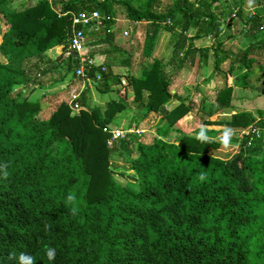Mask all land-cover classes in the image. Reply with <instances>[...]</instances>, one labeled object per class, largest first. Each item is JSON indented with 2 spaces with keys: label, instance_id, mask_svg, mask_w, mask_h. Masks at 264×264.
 Masks as SVG:
<instances>
[{
  "label": "trees",
  "instance_id": "obj_1",
  "mask_svg": "<svg viewBox=\"0 0 264 264\" xmlns=\"http://www.w3.org/2000/svg\"><path fill=\"white\" fill-rule=\"evenodd\" d=\"M219 1L174 0L161 6V0H39L17 9L15 0H0L7 27L0 28V55L8 59L0 63V167L6 165L8 172L7 178L0 172V264H19L22 253L34 264H264V118L240 112L225 122L240 136L239 150L226 160L210 154L219 146L216 141L202 142L176 127L192 110L171 92L185 69L211 67L206 82H214L197 104L203 124L231 104L233 87L221 70L227 60L230 74L243 73L236 87L264 93V40L237 54L225 47L264 31V0H258L260 10L241 31L235 28L236 16L231 24L224 22L225 38L220 32L226 29L221 28L226 13ZM115 5L124 8L129 22L143 21L150 29L142 43L134 29L128 50L114 42ZM81 10L111 17L86 29V37L98 39L93 46L103 47V61L94 57L96 50L89 51L95 60L91 88L103 101L90 104L91 89L84 88L78 91V112L69 95L44 117L43 100L47 97L50 106L59 93L30 99L39 88L32 68L55 63L46 52L61 46L60 66L54 65L61 76L53 85L82 80L75 75L79 62L65 56L70 14ZM161 29L171 36L169 58H151L135 76L136 53L149 57ZM206 36L212 47H196ZM124 64L125 72L112 71ZM49 72L41 69L38 76ZM250 73L255 74L252 85ZM117 85L121 88L115 90ZM109 93L119 98H105ZM175 99L179 104L167 111ZM125 111L133 113L132 121L113 139L104 129L120 130L115 122ZM160 113L167 133L151 129ZM203 129L209 137L228 130ZM173 131L180 135L177 142L166 137ZM70 193L77 201L67 202ZM48 248L55 249L52 260L45 255Z\"/></svg>",
  "mask_w": 264,
  "mask_h": 264
},
{
  "label": "rangeland",
  "instance_id": "obj_2",
  "mask_svg": "<svg viewBox=\"0 0 264 264\" xmlns=\"http://www.w3.org/2000/svg\"><path fill=\"white\" fill-rule=\"evenodd\" d=\"M37 1L39 0H15L14 2V7L17 9H20L24 6L27 5H33L35 4ZM50 1V0H49ZM133 1V0H132ZM174 0H161V6H168L171 5L173 3ZM196 0H190V2H195ZM136 3V2H135ZM230 5V8L234 6V3L232 2V0H229L227 2ZM116 12H115V16L116 18L121 21L118 22L117 25L119 27V31L121 32L123 29H126L128 32L127 36H123L122 33H120V37H119V41L123 47L124 50H126L127 48H129V39L131 37V31L129 30L131 28L130 24L127 22H124L123 18L121 17V15L123 17L125 16V10L124 8H120L117 5L114 6ZM230 11V16L232 14H235V16H237V8H234ZM236 12V13H235ZM234 18V17H233ZM143 22V21H142ZM145 23V22H144ZM141 23L140 24V30L145 28V24ZM0 28H2V31H5L7 29L6 25L4 24V20L2 18V15L0 14ZM139 34L137 35V37H139V40H141L142 43V31H138ZM141 33V34H140ZM264 34V33H261ZM189 35H192V32L189 33ZM225 34L220 35V38H225L224 37ZM158 38L157 44H155V47L153 45V49H152V53H150V56L147 58H141V53L140 50H138V52L136 53L135 59H134V64L136 67L134 69V75L135 76H139L140 72H141V67H146L149 66L151 63V58H159V59H163L164 61H166L165 59L171 54L172 49H170V41H171V36L168 32H166L165 30L161 31V33L156 37V39ZM155 39V40H156ZM264 39V35L260 36V40ZM223 40V39H220ZM258 40V41H260ZM2 41V37L0 35V43ZM258 41H255L254 43H258ZM225 43L227 41H224ZM237 43V45H239L241 47V49L237 48L236 45H234V43ZM234 43L229 42L227 43V45L225 46L227 49H231L232 51H239V50H244L247 47H249L250 43H252V40L247 39V37L241 36L237 39V41H235ZM196 47H212L213 45V40L211 38H207L204 41H198L195 43ZM142 45V44H141ZM208 45V46H207ZM127 47V48H126ZM126 48V49H125ZM143 47L141 46V49ZM102 49V48H101ZM58 53H62L61 48H57ZM48 53V52H47ZM235 53V52H233ZM59 55V54H58ZM58 55H54V57H56V59L58 58ZM46 58L47 55H46ZM45 58V59H46ZM117 61H120V55H116ZM50 59V58H49ZM54 59L53 61H55V63L44 66V64H40L38 68H32L31 71V76L32 75H36L37 77V81L35 82L37 83L36 85L39 86V88H36L33 92V94L31 93L30 95V99L32 100H36L38 98H43L45 93H49V96H54V94H58V96H55L57 98H55L54 103L51 104L50 106L46 105V98L43 100L42 102V106H44L47 109V112L45 111L42 116L47 117V115L52 112L53 109H55V107L59 104V100L61 99V101H68L69 99V95L71 90H74L73 87H71L67 92H65V89L60 88V85H53L56 84L54 81L59 80L60 76H61V69L60 67H55L54 65H58L60 66L59 63H61L59 60ZM8 59L2 55H0V63H4L6 62ZM35 59L30 60V67H34V63H35ZM141 62V63H140ZM140 63V64H139ZM230 64V63H229ZM228 61L223 63L221 70L223 71L224 74H226L230 80V85L234 84V78L232 77H236L234 74H237L239 72V70L234 71L232 74H230L228 72L229 69V65ZM52 65V66H51ZM199 67H201V64L199 66V64L196 67H193L192 69H185L184 71H182L180 73L179 76H177L175 78V81L172 82V91L174 92H178L182 98L185 100V103L188 106L192 107V110L185 115L182 119H180V121L178 123H176V127L179 128L181 130L182 135H188L191 137H197L198 133L196 132V130L198 128H207V129H216V130H221V129H228V131H230L231 136H230V140H229V144L227 147H224L220 142H218L217 138L221 136V134L224 132L222 131L221 133H219L216 136L213 137H209L210 140H214L216 141L219 146L218 148H216V150H212L210 151V154L217 156L221 159H228L231 156H233L238 150H239V134L235 132V130H230L227 126H225V122L229 121L230 117L235 114V113H251L256 120H258L261 116L262 118H264V95H260L258 94L257 91L251 89L248 87V90L245 95V97H242L243 100L240 99L241 102H234V104H231V106H229V108H226L225 110H223V112L218 113L213 115L212 117L209 118V121H211L209 124H203L201 118L199 117V115H197V111H199V107H197V104L200 102L201 98V94L199 93L200 91H203L204 88L211 86V84H213L214 80L211 81L210 83H207L206 79L209 78L210 74H211V67L207 66V65H203L201 69H198ZM43 69H48V71H50L48 74H46L45 76H38V73L40 70ZM170 70V69H169ZM167 69V71H169ZM188 70V71H187ZM112 71L117 72L118 74L125 72V70L123 68L118 69L117 67H112ZM190 75V76H189ZM241 75V74H240ZM255 75V74H254ZM252 73H250L249 78H247V80L249 79V83L252 85V81L255 79ZM75 80V79H74ZM193 81V82H191ZM126 83V82H125ZM51 85H53L52 87H50ZM250 85V86H251ZM47 86H49L50 89H47ZM41 87V88H40ZM184 87V88H183ZM115 90L120 89L121 87L114 86L113 87ZM234 88V87H233ZM81 89V88H80ZM80 89H75L77 92L80 91ZM30 88H28L27 90H25L27 93L29 92ZM91 90L94 92L95 94V89L91 88ZM193 93V94H191ZM96 95V94H95ZM99 97V95H98ZM104 97L106 98H113L115 100H117L119 98V96H117L116 94H107L104 95ZM192 98V99H190ZM95 96L92 97V105H99L101 103L100 99H97L96 96V101H94ZM189 99V100H188ZM70 101V100H69ZM232 103V102H231ZM91 104V103H90ZM179 103L175 102L173 103L171 106H167L165 107V109L167 111L175 108ZM235 108H238L239 110H236ZM76 113V112H75ZM261 113V115H260ZM160 117L158 118V116L156 118H153V126H152V131L153 132H157V130H166L167 129V125L165 122L161 121V113L158 114ZM120 120L119 122H115V126L117 128H120V130H123L126 128L127 123L132 121L133 118V113L131 111H125L122 112L120 115ZM160 119V120H159ZM150 126V125H149ZM145 128H148V126H146ZM167 133V131H165ZM180 135H177V133L170 132L166 137L168 140H173L174 142H177L179 139ZM120 161V160H118ZM116 180L118 181H122L121 179H119L117 176H115Z\"/></svg>",
  "mask_w": 264,
  "mask_h": 264
},
{
  "label": "crops",
  "instance_id": "obj_3",
  "mask_svg": "<svg viewBox=\"0 0 264 264\" xmlns=\"http://www.w3.org/2000/svg\"><path fill=\"white\" fill-rule=\"evenodd\" d=\"M50 1H53V0H50ZM229 0H220L219 2H218V6L220 7V9L221 10H224V13H226L224 16L225 17H223V18H221V20H222V25H221V28L222 27H224V28H226L224 31L225 32H220V35H223V34H225L226 33V31H227V26H226V24H228V22H229V19H230V24L232 23V20H231V17H234V16H230V11L229 10H232V9H234V8H237V10H238V12H237V16H236V19L234 20V25H235V28L236 29H240V30H237V31H241L242 29H243V24L245 23V21L247 20V18L250 16V15H252V14H254V13H256V12H258L259 10H260V7L262 6V4L260 3V7H259V3H258V5H257V2H258V0H251V2H250V0H232V2L234 3V6L233 7H231L230 8V5L227 3ZM174 2V1H173ZM262 9V8H261ZM264 10V9H263ZM125 14V13H124ZM121 17L124 19L123 21L124 22H127V24L129 23L130 24V26H131V28L129 29L131 32V35H132V33H133V31H134V29H135V37H136V39H139V37H137V35L139 34V32L138 31H142V35H144L145 33H148L149 32V30L150 29H146V27H147V25H146V22L144 23V22H129V20L126 18V17H123L122 15H121ZM224 20V21H223ZM118 22H121V21H119L117 18H116V16H115V19H114V28H115V33H116V37H115V39H114V42H115V44L116 45H118V46H120V47H122V45H121V43H120V41H119V37H120V33H122V35H123V32L124 31H127L126 29H123L121 32L118 30L119 29V27H118V25H117V23ZM226 24H225V23ZM141 23H144L145 24V28H143V29H141L140 30V24ZM235 29V30H236ZM161 31H163V29H161V30H159V32H158V34H157V36L161 33ZM120 32V33H119ZM262 33H264V31H261ZM141 34V33H140ZM261 35H264V34H259L257 37H252V38H250V37H247V39H249V40H252L253 42L252 43H250V44H255L254 42L255 41H258V40H260V36ZM124 36V35H123ZM156 36V37H157ZM241 37V36H240ZM207 38H209V37H205V38H203V39H201L200 41H204L205 39H207ZM239 38V37H238ZM237 38V39H238ZM94 39H97L96 37H94L93 35H91V37H89V36H87V48L89 49V51L90 50H96V51H94V52H96V54H94V57H96V60L99 62V61H103V59H104V55H102V54H99V52L101 51V48L103 49V47H101L100 45H97V46H93V45H95V43H96V41H94ZM156 39V38H155ZM237 39L236 40H234V42L235 41H237ZM98 40V39H97ZM264 40V39H263ZM157 41H158V38L154 41V47H155V44H157ZM262 40H260V41H258V43H260ZM140 42H141V40H140ZM196 42H198V41H196ZM195 42V43H196ZM234 42H232V43H234ZM94 43V44H93ZM196 45V44H195ZM234 45H236L237 46V48H239L240 46L239 45H237V43L235 42L234 43ZM208 46V45H207ZM94 47V48H93ZM57 48H61V46H58V47H55V48H53V49H51V50H49V51H47L46 52V55H47V57L48 58H50V60H54V59H56V57H54V55L56 56V55H60V53H58V51H57ZM123 48V47H122ZM127 48V47H126ZM125 48V49H126ZM239 49H241V47L239 48ZM126 50H128V48L126 49ZM231 50V49H230ZM232 51V50H231ZM238 51V50H237ZM237 51H233V52H235L236 54H237ZM90 52H92V51H90ZM98 53V54H97ZM58 55V56H59ZM228 61V64L230 63V60H227ZM226 61V62H227ZM225 63V62H224ZM264 63V62H263ZM230 65V64H229ZM52 66V65H51ZM123 66H125V64L124 65H122V66H120V68H119V66H116L118 69H121V68H123ZM230 67V66H229ZM169 69H171V66L169 67ZM61 71V70H60ZM184 71V70H183ZM188 71V70H187ZM243 73H241V75H242ZM236 77H232V78H234V81L236 80V78L238 77V76H240V72L239 73H237V74H234ZM45 76V75H44ZM190 76V75H189ZM229 79V78H228ZM191 82H193V81H191ZM229 83H230V80H229ZM69 85V87H68V89H70L71 87H73L74 88V90L75 89H80L81 91L82 90H84V88L85 89H87V88H89V89H91V85H87V83H84L82 80H80V79H78V78H75V80L74 79H70V78H68V79H66V81H65V83L63 84V85H60V88H61V90L62 89H66V87ZM47 87H49V86H47ZM232 87H234L233 88V98H232V103L231 104H234V102H241L240 101V99L241 100H243V98L242 97H245V95H246V93L245 92H247L248 90H246V89H244V88H239V87H236L235 86V82H234V84L232 85ZM171 88H172V85H171ZM184 88V87H183ZM206 89H207V87L206 88H204V90L203 91H200L199 93L201 94V98L203 99L204 97H206V96H202V95H207V92H206ZM71 91H73V90H71ZM171 92L172 93H176L181 99H183L182 98V96L178 93V92H174V91H172V89H171ZM96 94V95H95ZM95 94H94V92L92 91V90H90V96H89V99H88V102L90 101V103H92L91 102V100H92V97H94L95 96V99H94V101H96V96H97V99H100L101 98V95H99V93H97V91H95ZM191 94H193V93H191ZM258 94H260V95H264V93H260V92H258ZM98 95H99V97H98ZM58 98H59V96H58ZM190 99H192V98H190ZM69 100V99H68ZM184 100V99H183ZM189 100V99H188ZM59 103H61L62 101H61V99L58 101ZM64 102V101H63ZM175 102H178L177 101V99H175L173 102H172V104L173 103H175ZM179 103V102H178ZM171 104V105H172ZM231 104H230V106H231ZM170 105V106H171ZM236 110H239L238 108H235Z\"/></svg>",
  "mask_w": 264,
  "mask_h": 264
},
{
  "label": "built area",
  "instance_id": "obj_4",
  "mask_svg": "<svg viewBox=\"0 0 264 264\" xmlns=\"http://www.w3.org/2000/svg\"><path fill=\"white\" fill-rule=\"evenodd\" d=\"M70 16L72 33L68 39L65 56L72 57L74 62H79V65L75 69L76 77L81 78L84 83L92 85L94 80L89 77V70L95 65V60L94 57L90 56L89 50H87L86 29H88L94 22L97 26H99L102 24L103 20H110L111 17L103 16L97 10H81L77 13H71ZM232 16H235V14H232ZM261 30H264V22L262 24ZM107 32H110V30H107ZM123 35L127 36L128 32L124 31ZM102 70H105V68H102ZM95 81H101L100 73L95 75ZM78 96L79 93L76 90L70 92V106L74 112H78L79 110V105L77 102ZM107 130L112 133L113 139L123 135V131L118 129L114 131L112 129H104V131Z\"/></svg>",
  "mask_w": 264,
  "mask_h": 264
},
{
  "label": "clouds",
  "instance_id": "obj_5",
  "mask_svg": "<svg viewBox=\"0 0 264 264\" xmlns=\"http://www.w3.org/2000/svg\"><path fill=\"white\" fill-rule=\"evenodd\" d=\"M251 2V0H250ZM230 136L231 133L228 130H225L220 137L217 138L218 142H220L224 147H227L229 144V140H230ZM198 140L202 141V142H207L210 140V138L205 134V130L203 129V127L201 128V131L198 133L197 137ZM0 172L3 173V177L7 178L8 176V172L6 171V165L3 167H0ZM200 180H204L205 176L204 174H200L199 176ZM67 202L69 203H73L75 201H77V197L75 195V193H70L67 197H66ZM78 212V208L77 207H72L71 208V214L72 215H76ZM47 227V226H46ZM45 255L48 257V259L52 260L55 258V249L52 248H48ZM12 258V257H10ZM19 264H34V259L33 257H31L30 255L27 254H20L19 256Z\"/></svg>",
  "mask_w": 264,
  "mask_h": 264
},
{
  "label": "water",
  "instance_id": "obj_6",
  "mask_svg": "<svg viewBox=\"0 0 264 264\" xmlns=\"http://www.w3.org/2000/svg\"><path fill=\"white\" fill-rule=\"evenodd\" d=\"M109 128L112 129L113 131L116 130V128L113 127L112 125H109Z\"/></svg>",
  "mask_w": 264,
  "mask_h": 264
}]
</instances>
